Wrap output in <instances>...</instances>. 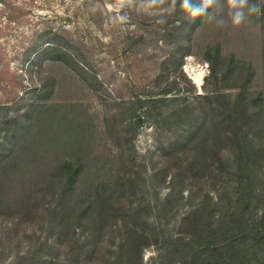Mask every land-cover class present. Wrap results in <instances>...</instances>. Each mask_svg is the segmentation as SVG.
Here are the masks:
<instances>
[{"label": "rangeland", "instance_id": "obj_1", "mask_svg": "<svg viewBox=\"0 0 264 264\" xmlns=\"http://www.w3.org/2000/svg\"><path fill=\"white\" fill-rule=\"evenodd\" d=\"M195 2L215 19L182 0H0V264H228L201 241L171 250L208 197L215 228L232 214L244 174L264 197V158L239 172L222 114L264 100V17L260 0H237L259 8L241 25L233 0ZM243 122L264 153V108ZM66 163L82 164L69 188ZM250 258L264 264V250Z\"/></svg>", "mask_w": 264, "mask_h": 264}, {"label": "trees", "instance_id": "obj_2", "mask_svg": "<svg viewBox=\"0 0 264 264\" xmlns=\"http://www.w3.org/2000/svg\"><path fill=\"white\" fill-rule=\"evenodd\" d=\"M260 8L264 17V0H260ZM218 73V70L213 64V66H211V74L209 78H217ZM217 96L216 98L218 100L225 99V95L222 93H217ZM238 96H241V94L239 93ZM245 100H247L246 97H239V99L236 101L237 103H231L230 107L222 108V111H224V113L222 114L226 116V121H231V125H233V130H228L229 127H227L226 130L230 131V133L232 132V137H230L229 141L232 143V145H234L233 151L235 153L236 160L234 164L238 165L239 172L241 173H246V170H248V168L256 161V159L264 158V153H262L261 151L262 148H257L253 144L254 141L249 138L247 134H244L241 137V134L237 132L238 128L236 127L237 122L244 123L243 121H246L247 119H251V124L253 127V125L258 122L260 114L262 115L264 100L261 93H256V97L252 101L250 99L248 104L241 106V102ZM210 123L212 124L214 132V127L217 125L212 122ZM214 153L215 155L212 159L209 169H212V171L214 170L218 175L219 171H225L224 165L226 162H229V160H223V158H221L222 156L220 155V150L214 151ZM257 155L259 158L257 157ZM81 167V163H66L64 165L63 168L68 171L66 173L68 174V176H70L69 181L66 183V186L68 188L74 184V180L76 179V177H78V173H80ZM218 177L221 181L223 175H218ZM225 180L227 181V178ZM247 181L250 182V176L244 174L238 182V195L237 197H235L234 202V204L236 205V207L234 208L235 210L230 215H226V213L221 212L220 215L222 217H218L219 225L217 228L212 225L211 221L209 222V220L216 214L213 208H211V201L213 200L212 197H208V199L204 201V203L207 204L205 205V207L201 206V208L195 209L193 213L187 218L189 220L191 219V226L192 228H197V231L194 230L193 234L189 238L179 237L173 244L171 253L181 254V251L183 249L192 248V246L197 245V243L201 241V243L197 245L199 249L203 250V253L208 252L209 254H222L218 257L221 258L222 262H228V264H252L254 259H251L250 255L253 254V251H255V249L264 250V205L261 204L260 206H255V213L251 212V206L257 198H259L260 202H263L264 197H261L262 195L255 196L251 193L250 189H245L246 185H248ZM222 198H224L223 195ZM207 206L208 208L209 206L211 208V210H209L208 212H206ZM92 207H90V209H92ZM248 210L253 215L249 216ZM255 216L256 219L253 218ZM227 217H231L229 222L226 219ZM249 217L251 222L249 221ZM207 219L209 225L207 224L203 227L198 224L199 222L205 221ZM142 236H144V240L152 241L147 231L144 232ZM157 239L155 241L153 240L154 245L158 243ZM220 239H225L223 241V245L217 243ZM247 239L251 241L250 245L248 246L246 245L248 243ZM226 243H228L227 251L221 252V250L226 249L223 248L226 246ZM133 245L134 242L132 240L130 241L129 246L132 247ZM170 249L171 247H166L165 250H168L169 252ZM212 258L213 255L210 254L208 258L209 263L212 261Z\"/></svg>", "mask_w": 264, "mask_h": 264}, {"label": "clouds", "instance_id": "obj_3", "mask_svg": "<svg viewBox=\"0 0 264 264\" xmlns=\"http://www.w3.org/2000/svg\"><path fill=\"white\" fill-rule=\"evenodd\" d=\"M181 7L193 18L200 17V16H208L209 20L215 19L214 15L207 11V5L196 3L195 0H182ZM233 8L235 9L232 13V23L234 25H241L245 22L247 14L250 13H257L259 8L256 4H250L247 8V12L240 7L237 0H233ZM119 20L124 21L126 20V16H118ZM217 23H223V20H218ZM203 75V73H201ZM197 83L199 84L200 81L198 80Z\"/></svg>", "mask_w": 264, "mask_h": 264}, {"label": "bare ground", "instance_id": "obj_4", "mask_svg": "<svg viewBox=\"0 0 264 264\" xmlns=\"http://www.w3.org/2000/svg\"><path fill=\"white\" fill-rule=\"evenodd\" d=\"M202 73H203V72H202ZM203 76H204V73H203V75L199 74V76L197 75L195 78H193L194 81H195V83H196L198 86H201ZM198 80L200 81L199 84L197 83Z\"/></svg>", "mask_w": 264, "mask_h": 264}]
</instances>
